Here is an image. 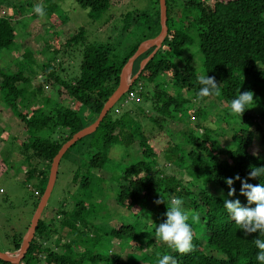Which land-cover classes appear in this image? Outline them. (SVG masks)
I'll use <instances>...</instances> for the list:
<instances>
[{
  "label": "trees",
  "instance_id": "1",
  "mask_svg": "<svg viewBox=\"0 0 264 264\" xmlns=\"http://www.w3.org/2000/svg\"><path fill=\"white\" fill-rule=\"evenodd\" d=\"M74 1L89 11L90 18H97L108 10L111 0ZM181 1L184 19L188 18L187 15L192 10L197 12L193 27L197 34L202 66L205 75L215 77L217 85L221 86L220 95L198 97L197 93L202 85L197 79L190 57L184 59L182 67H178L176 60L182 50L190 44L191 39L182 29L169 27L166 0L167 36L129 89L131 92L138 83L141 84L139 95L145 103L150 104L153 114L146 113L143 107L135 108L142 118L147 120L148 128L142 127L130 110L116 116L114 106L92 134L77 141L62 157L75 160L76 163L78 160H86L74 171L72 186H76L77 192L93 191L90 171H102L105 168L113 146L129 148L137 141L140 159L119 170L115 194L117 204L130 212L135 221L131 224L122 223L106 233L91 223L90 207L82 199H78L74 202L73 209L64 212L59 222V227L66 229L73 236L70 243L60 245V239H57L54 245L58 251L44 247L43 244L51 239L52 231L49 223L40 217L34 238L19 264H158V259L165 254L172 255L178 264H259L256 259L259 250L252 242L259 237V233L245 234L227 212L224 199H239L243 206H249L247 198L240 195L241 182L235 181L233 185L236 196L228 197L229 187L225 181L227 178L235 180L236 175L243 180L248 177L253 167L264 168V128L256 121L259 119L264 123V0ZM45 2L47 4V0ZM155 4L157 8L152 16V24L148 26L151 36L144 38L145 41L155 38L160 32L158 0H155ZM27 5L29 4H12L8 0H4L0 5V57L5 50L11 49L15 42L14 23L18 24L21 16L32 10L26 9ZM4 9H9L12 13L6 15L2 12ZM44 11L45 18L55 13L54 6L45 7ZM37 18L41 17L35 13L29 16L32 20ZM45 41L48 42L47 39ZM79 42H85L84 32L80 29L66 40L64 46L71 47ZM141 43L136 42L127 55L117 61L110 58L113 51L110 43L96 42L84 45L79 75L70 82L60 79L51 68L52 61L37 67L47 79L62 88L63 97L55 99L50 107L48 104L52 99L46 97L40 101V106L29 111H20L19 105L26 100L31 80L37 74L24 77L21 71L8 73L0 67L1 101L23 124L27 135L25 141L20 144L21 154L29 167L25 182H31L33 178L38 180L39 186L33 190L37 192V197L33 195L36 198L33 212L45 190L53 158L74 134L96 120L105 102L118 87L123 67ZM49 47L46 44V49ZM154 49V46L150 47L135 59L131 66L132 76L137 74L141 62ZM57 52L58 49L52 51L53 57ZM167 84L172 88V94L164 87ZM36 88L41 91V86ZM184 91L191 93V96L185 97ZM239 91L241 94L251 91L255 94L254 102H261L260 105L257 104L256 115L251 113L253 105L248 106L243 116L231 112L230 103ZM126 94L120 100L124 99ZM211 98L224 104L223 122L237 117L243 120V123L233 130L230 143L226 146H222L218 141L219 130L189 124L190 117L204 120L207 116L202 108L192 109V102H205ZM72 105H75L76 109L71 107ZM186 108L189 110L187 119L184 113ZM173 119L184 124L185 129L180 136L183 144L181 149L183 146L185 151L179 152L177 145L167 151L165 158L176 168L185 171L189 178L185 183L174 175L164 174L157 160L159 154L165 150L155 149L151 143L154 137L165 135L162 133L164 124ZM199 128L203 129L200 135L197 134ZM42 131L59 133V137L55 140L39 137L38 134ZM255 141L263 150L251 154L249 149ZM33 160L41 161L43 168L37 170L32 167ZM3 164L5 167L4 162ZM248 182L254 185L264 183V176L250 179ZM98 186L100 187L99 184ZM161 195L166 200L172 196L181 198L184 201L183 207L189 210L188 223L194 232L191 252L180 254L166 244L156 241V226L166 221L165 213L168 207L166 201L159 205L155 203ZM251 207L254 208L255 205ZM143 211L151 214L146 221L140 220ZM77 223L93 228L92 236L86 234L87 229L79 230ZM13 238L9 253L19 250L24 235H13ZM137 238H142L143 241L137 243ZM105 240H117L121 242L118 246L129 244L134 245L135 249L141 247L146 252L149 250L150 256L130 262L108 253H98L99 245ZM78 247H83V252H77ZM0 264L10 263L0 260Z\"/></svg>",
  "mask_w": 264,
  "mask_h": 264
},
{
  "label": "rangeland",
  "instance_id": "2",
  "mask_svg": "<svg viewBox=\"0 0 264 264\" xmlns=\"http://www.w3.org/2000/svg\"><path fill=\"white\" fill-rule=\"evenodd\" d=\"M3 1L0 0V5L3 4ZM8 1L12 4L27 3L29 5L25 7L26 9H32L36 4H42L44 8L54 6L57 16L63 18V20L58 18L59 21L55 20V22L50 21L47 17L32 20L29 19L31 15L26 13L24 16H21V21L18 24L14 23L15 42L11 49L5 50L2 53L0 67L8 73L21 71L24 77L37 74L31 80V87L28 88L26 100L19 105L20 111H29L40 106V101L46 97L52 99L48 104L50 107L55 99L60 96L58 99L63 97L62 88L58 87L54 81L47 79L41 71H38L37 67H41L52 61L51 68L56 71L60 79L70 82L79 75V65L84 45L96 42L110 43L113 47L110 58L113 61H117L126 56L136 42L144 43V38L151 36L148 26L152 24L153 10L157 8L155 0H111L107 11L97 18H90L89 11L81 8L74 0H47V4L46 0H34L33 2L32 0ZM167 6L169 27L171 29H182L191 39L190 44L182 50L180 57L176 60L178 67H182L184 59L190 57L191 65L195 69L197 76L201 74L205 75L198 47L197 34L193 27V19L197 15V12L192 10L187 15L188 18L184 19V9H182L181 0H167ZM2 12L6 15L12 13L9 9H4ZM187 26L188 28H185ZM79 29L84 32L85 42L65 47L64 43L66 40L76 34ZM46 39L48 42L45 41ZM45 43L50 47L46 49ZM149 48H146V50ZM55 49H58V52L53 57L52 51ZM124 77L128 84L133 77L129 68L124 70ZM38 86H41L40 92L37 91L36 87ZM140 86L141 84L138 83L133 91L130 92L128 90L125 98L130 97L131 102L117 109L121 102L126 100L124 98L114 105L116 111H118H114V114L117 116L130 110L134 113L140 125L148 128L149 124L147 120L142 118V115L135 108L137 106L143 107L146 113L149 115L153 114L150 111V104L145 103L139 95L140 90H142ZM164 87L169 93H173L172 88L168 84ZM183 94L187 98L191 96V93L185 91ZM257 104L260 105L261 102L259 101ZM257 104L254 102L253 106H251V113L254 115H256ZM223 106L222 102L214 98L205 102L194 101L191 104L192 109L202 108L205 110L207 114L205 119L207 120L191 117L188 120L189 124L193 126L197 124L201 125L202 128L219 130L218 141L222 146H226L230 143L233 130L243 123V120L237 117L223 122ZM71 107L76 109L75 105ZM188 112L189 110L186 108L184 112L186 119L189 117ZM0 114V252L6 254L12 249L14 242L13 235H26V229H28L27 227L34 214L33 204L36 201L35 197H37V192L33 190L38 188L39 185L38 180L35 178L31 182H25V175L29 167L25 161V157L21 154L20 144L25 141L27 135L23 124L3 105L1 97ZM256 121L258 125L264 128V123H261L259 119ZM202 128L197 130L198 135L203 132ZM184 129V124L181 121L170 120L164 124L162 133L165 135L154 137L151 143L155 149L165 150L159 154L157 160L158 166L162 168L164 174L174 175L185 183L189 181L185 171L176 168L165 158L167 151L172 150L177 145H179L177 146L179 152L185 151L183 146L181 149V145L183 144L180 136ZM38 136L55 140L59 137V133L51 134L48 131H42ZM249 150L251 154H256L263 149L255 141ZM108 156L109 160L102 171H90L93 191L81 190L77 192L76 186H72L74 171L86 160H78L76 163L75 160L64 158L60 161L54 188L41 215V219L49 223L50 231H52L51 239L49 242L43 244L44 247H50L58 251L54 245V241L60 239V245H65L73 239V236L66 229L59 227V222L64 212H70L74 207V202L78 199H82L90 207L91 223L99 226V229L106 233L122 223L131 224L135 221V217L130 212L125 211L117 204L115 194L118 187L119 170L140 159L138 142L135 141L129 148L121 145L113 146ZM1 161L5 163V167ZM32 167L41 170L43 164L41 161L33 160ZM141 214L140 220L143 221H146L151 215L144 211ZM54 225L56 226L54 227ZM76 227L82 231L87 229L86 234L88 236H92L94 232L93 228L81 226L79 223L76 224ZM55 228L57 229L55 230ZM142 241V238L136 239L137 243H141ZM119 243L121 242L117 240L113 242L105 240L99 245L97 251L104 255L108 253L112 256H118L130 262L150 256L149 250L146 252L141 247L135 249L134 245L129 244L118 246ZM82 248L78 247L76 251L81 253L83 252ZM15 254L16 252L9 255L14 256Z\"/></svg>",
  "mask_w": 264,
  "mask_h": 264
},
{
  "label": "clouds",
  "instance_id": "3",
  "mask_svg": "<svg viewBox=\"0 0 264 264\" xmlns=\"http://www.w3.org/2000/svg\"><path fill=\"white\" fill-rule=\"evenodd\" d=\"M35 13L43 17L46 13L42 4L33 6L29 15ZM202 88L197 93L198 97L205 98L210 96H219L220 87L217 85L215 77H209L207 74H201L197 77ZM254 93L251 91H240L235 99L230 103V109L233 114L243 116L249 105L254 104ZM264 176V168L253 167L246 179H241L236 175L235 180L232 178L226 179V184L229 187L228 197L236 196V189L233 187L235 181L241 182L240 195L247 198L249 206H243L239 199H224V207L231 216L232 220L244 230L245 234L259 233V237L252 242L259 250L257 261L259 264H264V183L251 184L250 179H256ZM167 202L166 221L156 226L155 238L157 242H162L168 247L173 248L180 254H185L193 250L194 232L191 225L188 223L190 219L189 210L183 207L184 201L181 198L172 196L166 200L162 195L160 199L155 201L156 204ZM255 205V207H251ZM149 223H153L148 220ZM158 264H178L177 260L172 255H163L158 259Z\"/></svg>",
  "mask_w": 264,
  "mask_h": 264
},
{
  "label": "water",
  "instance_id": "4",
  "mask_svg": "<svg viewBox=\"0 0 264 264\" xmlns=\"http://www.w3.org/2000/svg\"><path fill=\"white\" fill-rule=\"evenodd\" d=\"M158 2H159V17H160V32H159V34L155 38L147 40L144 43H141V45L138 47V49L134 53V55L127 61L126 65L123 67V69L121 71L118 87L111 94V96L108 98V100L105 102V104H104L100 114L96 118V120L92 124L84 127L82 130H80L79 132L74 134L70 140H68L67 142H65L61 146V148L59 149V151L57 152V154L55 155V157L52 160L45 190H44V192H43V194H42V196L38 202V205L34 211V214L31 218V221H30V224L28 226L26 235L23 238V241H22V244H21L19 250L16 252V254L14 256H10L9 253L5 254V253L0 252V260L1 261L5 262V263H10V264H19L23 260V258L25 257V255L29 249L30 243L32 242V240L34 238V234H35L39 219L41 217V214H42L44 208L46 207L47 202L49 200V197H50L52 190L54 188L60 160L62 159L64 154L67 152V150L72 145H74L77 141L81 140L82 138L92 134L98 128V126L100 125V123L102 122L104 117L107 115V113L114 107V105L121 99V97L128 92V90L130 89L132 84L135 82V80L137 79V77L141 73L144 65L154 57V55L156 54L158 49L161 47V45H162V43H163V41H164V39L168 33L167 7H166V0H158ZM151 46H154L155 49L144 61L141 62L140 68H139L137 74L134 75L132 77V79L129 81V83L127 84L126 79L124 77V70L126 68H129L131 70V66H132L133 62L135 61V59L141 53H143V51L146 50V48H149Z\"/></svg>",
  "mask_w": 264,
  "mask_h": 264
},
{
  "label": "crops",
  "instance_id": "5",
  "mask_svg": "<svg viewBox=\"0 0 264 264\" xmlns=\"http://www.w3.org/2000/svg\"><path fill=\"white\" fill-rule=\"evenodd\" d=\"M34 0H32V2H33ZM154 13H155V9L153 10V12H152V16L154 15ZM28 16V15H27ZM58 18H61V17H59V16H57V14L56 13H54V15H52V16H50L49 17V20L50 21H54L55 22V20H58L59 21V19ZM62 20H63V18H61ZM61 20V21H62ZM54 25V24H53ZM155 30V29H154ZM151 32V31H150ZM1 115V114H0ZM1 117V116H0ZM2 139V138H1ZM9 254H11V253H9Z\"/></svg>",
  "mask_w": 264,
  "mask_h": 264
},
{
  "label": "built area",
  "instance_id": "6",
  "mask_svg": "<svg viewBox=\"0 0 264 264\" xmlns=\"http://www.w3.org/2000/svg\"><path fill=\"white\" fill-rule=\"evenodd\" d=\"M131 101H132L131 98L128 97L126 100H124L123 102H121V104L119 105V107L117 109H119L120 106L123 107L125 104H127L128 102H131ZM114 111H116V108L114 109ZM116 112H118V111H116Z\"/></svg>",
  "mask_w": 264,
  "mask_h": 264
}]
</instances>
